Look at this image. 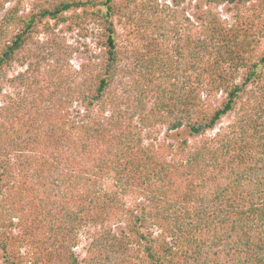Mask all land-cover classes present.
I'll return each mask as SVG.
<instances>
[{"label":"trees","instance_id":"16d2710c","mask_svg":"<svg viewBox=\"0 0 264 264\" xmlns=\"http://www.w3.org/2000/svg\"><path fill=\"white\" fill-rule=\"evenodd\" d=\"M21 1L0 18V264H264V0ZM61 25L95 40L78 66Z\"/></svg>","mask_w":264,"mask_h":264},{"label":"rangeland","instance_id":"374dc122","mask_svg":"<svg viewBox=\"0 0 264 264\" xmlns=\"http://www.w3.org/2000/svg\"><path fill=\"white\" fill-rule=\"evenodd\" d=\"M44 0H22L21 1V10L23 14L27 13V10L31 6H36L39 3H42ZM163 1V0H160ZM169 1V0H167ZM16 0H6L3 9H0V18L3 15V12L6 8L12 6L15 4ZM194 5V1L191 0H182L180 2V5L178 8H185L186 13L190 14L192 12V6ZM221 12L225 14V11L221 8ZM57 33L60 34L61 38L64 39V41L70 43L72 47L74 48L73 55L71 56V63L73 66H78V64L85 62L86 58L90 56L89 54L95 53V40L93 39V36L90 35V33H84V35L77 32L76 29L70 30L66 27V25L58 26L55 30ZM49 35L47 33L41 31L36 37L40 42L46 41ZM24 67L20 66V63L17 62L13 65L12 70L9 71V74L23 69ZM1 81V80H0ZM3 86L6 87L7 83L2 81ZM217 98V97H216ZM218 98L220 99L221 96ZM213 102H217V99H213ZM230 117H224L221 122L219 123V126H224L225 124H228L230 122ZM213 131H208L207 135H211ZM180 134V135H179ZM187 135V132L185 129L180 130L179 132L175 131H166L165 129H161L159 133L157 134L156 138L158 140H166V141H177V138L185 137ZM187 137V136H186ZM200 138V137H198ZM192 140V139H191ZM86 239L84 237L81 238L80 244L75 248V252L79 257H82L85 252V246H86Z\"/></svg>","mask_w":264,"mask_h":264}]
</instances>
